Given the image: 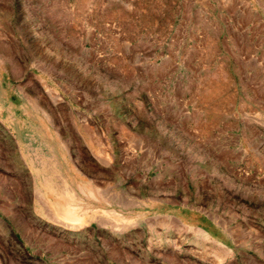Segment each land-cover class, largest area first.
<instances>
[{"label": "rangeland", "instance_id": "obj_1", "mask_svg": "<svg viewBox=\"0 0 264 264\" xmlns=\"http://www.w3.org/2000/svg\"><path fill=\"white\" fill-rule=\"evenodd\" d=\"M0 264H264V0H0Z\"/></svg>", "mask_w": 264, "mask_h": 264}, {"label": "bare ground", "instance_id": "obj_2", "mask_svg": "<svg viewBox=\"0 0 264 264\" xmlns=\"http://www.w3.org/2000/svg\"><path fill=\"white\" fill-rule=\"evenodd\" d=\"M67 190V189H66ZM65 191V190H64ZM71 191V190H70ZM55 192V191H54ZM61 193H62V191H60ZM56 193V192H55ZM72 193V192H71ZM54 194V193H53ZM57 194V193H56ZM64 194V193H63ZM69 196V195H68ZM73 196V195H72ZM60 197V196H59ZM67 198H69V197H67ZM72 198H75L74 196L72 197ZM63 199H64V197H63ZM61 200H62V198H61ZM73 203V202H72ZM76 203V202H75ZM75 203H73V204H75ZM61 204V203H60ZM73 204L71 205V206H73ZM64 205H65V202H64ZM50 206V205H49ZM71 206H69V209H71V210H68V213H66V215H64L63 216V218L66 220V221H68V222H70V225H71V227H75L76 226V221L78 220V214H77V212H71V211H73V207H71ZM53 207V206H52ZM56 207V206H55ZM60 208H61V205H60ZM57 209V208H56ZM52 211H54V209H52ZM51 211V212H52ZM56 211V210H55ZM54 211V212H55ZM78 211V210H77ZM80 212V211H79ZM76 213V214H75ZM55 215V214H54ZM53 215V217L55 218L56 217V215L54 216ZM57 218V217H56ZM56 218H55V221H57L56 220ZM59 222H60V220H59ZM64 222V221H63ZM62 222V223H63ZM79 222V221H78ZM65 223V222H64ZM63 223V224H64ZM66 224H68V223H66ZM79 224V223H78ZM68 226V225H67ZM78 226V225H77ZM77 226H76V228H77Z\"/></svg>", "mask_w": 264, "mask_h": 264}]
</instances>
